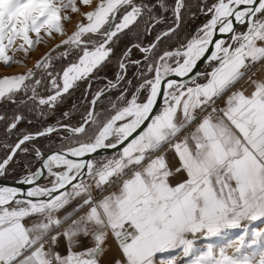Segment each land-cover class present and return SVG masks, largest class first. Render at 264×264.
<instances>
[{
  "label": "snow or ice",
  "instance_id": "snow-or-ice-1",
  "mask_svg": "<svg viewBox=\"0 0 264 264\" xmlns=\"http://www.w3.org/2000/svg\"><path fill=\"white\" fill-rule=\"evenodd\" d=\"M196 7L174 0L171 23L156 31L167 0H0L5 68L53 42L36 71L0 77V103L31 105L43 117L78 82L88 92L93 78L114 71L77 124L28 132L18 128L23 114H0V177L18 172L16 182L30 186L0 185V264H264V229L252 227L264 223V0ZM189 13L207 19L184 36ZM134 48L142 59L131 58ZM58 49L57 59H74L55 70ZM113 89L111 110L96 112ZM53 133L59 147L45 149L39 140ZM231 229L241 232L229 239ZM109 239L118 256L105 260Z\"/></svg>",
  "mask_w": 264,
  "mask_h": 264
},
{
  "label": "trees",
  "instance_id": "trees-1",
  "mask_svg": "<svg viewBox=\"0 0 264 264\" xmlns=\"http://www.w3.org/2000/svg\"><path fill=\"white\" fill-rule=\"evenodd\" d=\"M189 8L191 11H197V3L198 0H187ZM211 2V0H209ZM169 4V11L164 12L160 10L159 14L163 17L164 22L157 25L156 31H159L167 26V24L171 23L172 20V13H171V6H173L174 0H167ZM207 17L203 14H197L195 19H192L190 13L185 15L184 23L181 27V31L184 36H188L190 33L195 32V30L206 21ZM155 31L152 35L144 36L143 43L147 44L149 40L154 39ZM183 38V37H182ZM176 41L173 38L171 41H166L165 44L161 45V47H170L175 45ZM62 49H58V52L52 53L53 55V65L55 70H60L62 67H66L69 61L73 60L72 56H69L67 60L57 59L59 56V51ZM143 54L140 53L137 49H133L132 51V59H142ZM114 68V66H113ZM135 66H130L128 70V79H133L135 82V76L133 75L136 72ZM36 71V69H35ZM36 78H40V73L37 72ZM114 79V71L109 69L105 72H101L98 78H93L91 81V89L88 92H85V89L88 87V82H78V86L72 90V95L68 99H65L63 103L57 106V108L51 112H48L45 108L46 115L41 117L35 111H29L28 107H22L19 104H12L9 102L0 103V114H7L12 115L13 113L16 114H23L25 119L21 121L18 125V128L23 131L28 132H35L37 130H42L44 127L49 125H55L57 121L61 123H71L77 124L78 122H82V118L86 116L87 111L91 108L90 101L94 93L103 88L107 82V80ZM239 85V84H238ZM42 95L49 94L45 88L41 87L39 89ZM119 94L118 89H113L111 92L102 96L101 99L97 102L95 106V110L98 113H103L105 110H111V105L109 104V100L115 101L116 96ZM30 95V93H29ZM19 99H26L23 94L18 95ZM75 105V107H73ZM68 111L70 115L65 118L63 117V112ZM31 121V123H29ZM61 135H63L61 133ZM5 126L4 123L0 122V143L5 141ZM39 143L46 149V148H57L59 147V137L56 133L52 134L50 138H40ZM2 154V152H0ZM38 166V165H37ZM15 175V178H19L18 172Z\"/></svg>",
  "mask_w": 264,
  "mask_h": 264
},
{
  "label": "rangeland",
  "instance_id": "rangeland-1",
  "mask_svg": "<svg viewBox=\"0 0 264 264\" xmlns=\"http://www.w3.org/2000/svg\"><path fill=\"white\" fill-rule=\"evenodd\" d=\"M77 19L78 18L74 15L73 16V25H74V23L76 22ZM73 25H66L69 31L73 30ZM239 29L243 30V27H241ZM59 39L60 38L58 37L57 40L54 43H59ZM52 46H53V42H49L48 45H44V44L38 45L36 50L33 53H31L30 56L27 57V58H25L23 56V54L17 53V59L23 60L24 61L23 64L12 65L11 67L5 68L3 66L2 62H0V77L5 76V75H13V74H17V73H23V72H26L28 69H32L33 71H35V63H36V61L45 52H47L49 50V48H51ZM56 52H58V50ZM25 65H26V67H25ZM222 107H223V105H222ZM62 134H64V133H62ZM15 140H16V136H15V134H13L12 137H11V140L9 142H14ZM0 152H2V149H0ZM101 156H103V155H101ZM2 178L4 180L11 181V182H16L19 179V178H15V175H13V173H9L7 176L2 177ZM46 183H47V178L41 184H46ZM252 227H256V228H259V229H264V223L257 222V223H254L252 225ZM240 232H241L240 229L230 230L228 238L232 239L235 236L239 235ZM216 240H217V238H212V242H216ZM198 243L202 245L204 243H207V241H199Z\"/></svg>",
  "mask_w": 264,
  "mask_h": 264
},
{
  "label": "crops",
  "instance_id": "crops-1",
  "mask_svg": "<svg viewBox=\"0 0 264 264\" xmlns=\"http://www.w3.org/2000/svg\"><path fill=\"white\" fill-rule=\"evenodd\" d=\"M242 87L248 88L249 92L251 91V88L246 83H241V84L236 86L237 89L242 88ZM222 105H224L223 100H222ZM168 160L170 162V165L173 168L179 166V160L177 157H175L174 153H172V152L168 153ZM183 178H185L184 174L181 173L178 177H176L172 180V183H176L178 180H182ZM257 222H259V221H257ZM257 222H254V223H257ZM231 230H235V229H231ZM108 244L110 245V250L107 252V256L105 257V260H111L114 256H118V249H117L116 243L113 240L109 239ZM77 250H82V249H77Z\"/></svg>",
  "mask_w": 264,
  "mask_h": 264
},
{
  "label": "water",
  "instance_id": "water-1",
  "mask_svg": "<svg viewBox=\"0 0 264 264\" xmlns=\"http://www.w3.org/2000/svg\"><path fill=\"white\" fill-rule=\"evenodd\" d=\"M236 27L239 29V28H241L243 26L236 25ZM215 38H223V37L221 36V34L217 33V36ZM204 66L205 65L203 64V62L198 63L197 69H195L194 72L197 71V70H201ZM112 152H113V150H110V149H108V150H100L98 154H94V155L95 156L111 155ZM45 179H46V177L45 178H42L39 181V183L41 184ZM0 185H9V186H14V187H19V188H21V191L22 192H26L27 189L30 187L29 185H23V186H21L17 182H11V181L4 180L2 177H0Z\"/></svg>",
  "mask_w": 264,
  "mask_h": 264
},
{
  "label": "built area",
  "instance_id": "built-area-1",
  "mask_svg": "<svg viewBox=\"0 0 264 264\" xmlns=\"http://www.w3.org/2000/svg\"><path fill=\"white\" fill-rule=\"evenodd\" d=\"M217 107H222V100L218 102Z\"/></svg>",
  "mask_w": 264,
  "mask_h": 264
},
{
  "label": "flooded vegetation",
  "instance_id": "flooded-vegetation-1",
  "mask_svg": "<svg viewBox=\"0 0 264 264\" xmlns=\"http://www.w3.org/2000/svg\"><path fill=\"white\" fill-rule=\"evenodd\" d=\"M19 100V98H17Z\"/></svg>",
  "mask_w": 264,
  "mask_h": 264
}]
</instances>
